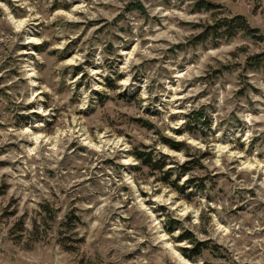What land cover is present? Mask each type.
Here are the masks:
<instances>
[{"label": "rangeland", "instance_id": "rangeland-1", "mask_svg": "<svg viewBox=\"0 0 264 264\" xmlns=\"http://www.w3.org/2000/svg\"><path fill=\"white\" fill-rule=\"evenodd\" d=\"M0 264H264V0H0Z\"/></svg>", "mask_w": 264, "mask_h": 264}, {"label": "trees", "instance_id": "trees-1", "mask_svg": "<svg viewBox=\"0 0 264 264\" xmlns=\"http://www.w3.org/2000/svg\"><path fill=\"white\" fill-rule=\"evenodd\" d=\"M210 6H212L211 3H204V7L205 8H210ZM235 21V25L232 24V22ZM224 29H225V32L228 36H231L235 33L236 30H244L246 29L248 26H247V23H246V20L241 17V16H236L234 19H228L226 21V23L224 25ZM235 26V27H234ZM261 60V59H260ZM263 60V59H262ZM257 64V63H256ZM259 64V62H258ZM170 146L174 149H179L180 147L178 146V144L176 143H169ZM135 157L137 159H139L144 165H148V166H151L152 168L154 169H158V170H161L164 168L165 166V163L162 161V162H152L151 160V156L149 153H145V152H136L135 154ZM168 178V172H164L163 171V180H166ZM192 239H190L191 241ZM194 244H196V248L194 249V252H196L195 254H198L200 253V246H202V243H196L195 241H193ZM186 254V253H184Z\"/></svg>", "mask_w": 264, "mask_h": 264}]
</instances>
